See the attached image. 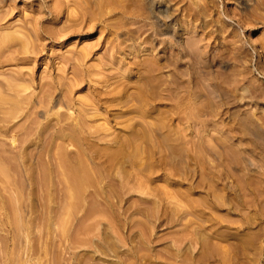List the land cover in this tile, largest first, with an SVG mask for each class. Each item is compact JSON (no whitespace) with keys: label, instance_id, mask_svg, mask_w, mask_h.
I'll list each match as a JSON object with an SVG mask.
<instances>
[{"label":"rangeland","instance_id":"374dc122","mask_svg":"<svg viewBox=\"0 0 264 264\" xmlns=\"http://www.w3.org/2000/svg\"><path fill=\"white\" fill-rule=\"evenodd\" d=\"M0 264H264V0H0Z\"/></svg>","mask_w":264,"mask_h":264},{"label":"bare ground","instance_id":"6f19581e","mask_svg":"<svg viewBox=\"0 0 264 264\" xmlns=\"http://www.w3.org/2000/svg\"><path fill=\"white\" fill-rule=\"evenodd\" d=\"M150 1V0H149ZM154 1V0H153ZM161 1V0H160ZM153 3V2H152ZM155 6V5H154ZM153 6V7H154ZM158 7H159V5H158ZM179 106H183V105H179ZM184 107V106H183ZM183 107H182V109H183ZM177 108V110H179V107H176ZM181 111V110H180ZM180 111L179 112H177V113H180ZM182 112V111H181ZM166 124V123H165ZM167 125V124H166ZM163 126H164V124H163ZM165 127V126H164ZM74 131V130H73ZM71 132H72V130H71ZM75 133H77V130H75ZM74 133V134H75ZM72 135H73V132H72ZM131 135V134H130ZM75 136V135H74ZM77 136V135H76ZM75 136V137H76ZM73 137V136H72ZM112 151V150H111ZM115 151H118V152H120L121 150H115ZM104 152H105V150H104ZM107 152V151H106ZM113 152V151H112ZM117 152V153H118ZM109 153V151L107 152V154ZM116 153V154H117ZM106 154V155H107ZM109 154H111V152L109 153ZM121 154V153H120ZM112 155H115V154H113L112 153ZM119 155V154H118ZM118 155H116L115 156V158L116 157H118ZM108 156V155H107ZM111 158H114V157H112L111 155H109ZM110 157H109V159H110ZM108 158H107V160H109ZM109 161H111V159L109 160ZM115 161H116V159H115ZM114 161V159H113V161H112V163L113 162H115ZM110 164V163H109ZM81 165V166H80ZM83 165V166H82ZM74 166H76V165H73V168H72V166L70 167L69 166V170H70V173H68L69 175V177L67 176V174H66V176H67V178H69V180H68V182H70V183H68L69 185H70V188H71V193H70V195L72 196L73 195V197H74V199L76 200V199H78L77 197H80L81 195H82V193L83 194H85V192H83V191H85L86 189H85V187H88L87 185H89L88 183H91L92 182V178L93 177H91V175L92 174H90L89 172L91 171V170H89L88 171V169L89 168H87L88 166H86V164H78L77 166H80V167H74ZM67 171H68V169H67ZM92 172V171H91ZM93 176V175H92ZM67 181V180H66ZM93 183H91L90 185H92ZM89 185V186H90ZM85 189V190H84ZM77 196V197H76ZM82 196H84V195H82ZM81 196V197H82ZM76 197V198H75ZM81 197H80V199H81ZM82 198H84V197H82ZM70 204H71V202H70ZM71 205H73V204H71ZM74 206V205H73ZM73 206H70V207H72L73 208Z\"/></svg>","mask_w":264,"mask_h":264}]
</instances>
